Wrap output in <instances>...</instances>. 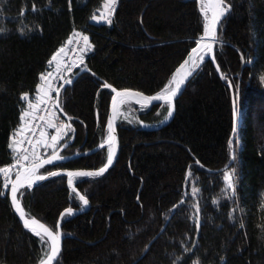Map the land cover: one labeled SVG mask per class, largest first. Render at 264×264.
<instances>
[{
  "label": "trees",
  "instance_id": "obj_1",
  "mask_svg": "<svg viewBox=\"0 0 264 264\" xmlns=\"http://www.w3.org/2000/svg\"><path fill=\"white\" fill-rule=\"evenodd\" d=\"M102 2L0 0V168L15 158L9 143L26 107L21 95L34 98L49 60L76 34L87 35L91 47L58 97L69 119L56 145L69 143L61 157L91 151L107 137L111 92L104 83L158 94L203 34L196 0H116L110 24H91ZM224 3L229 11L214 46L221 76L206 60L160 129L168 105L129 103L134 119L117 123L113 166L74 180L87 210L62 175L18 192L25 215L52 231L63 211L80 212L62 218L55 264H264V0ZM230 82L240 115L233 139ZM50 154L42 147L39 156ZM106 157L102 149L38 174L98 170ZM43 245L14 215L0 177V264H38Z\"/></svg>",
  "mask_w": 264,
  "mask_h": 264
},
{
  "label": "snow or ice",
  "instance_id": "obj_2",
  "mask_svg": "<svg viewBox=\"0 0 264 264\" xmlns=\"http://www.w3.org/2000/svg\"><path fill=\"white\" fill-rule=\"evenodd\" d=\"M211 3H213V5H214V7L211 9V19L208 20L207 16H206L207 22L203 26V36L199 40L195 41L196 47L192 48V50H191L192 53H196L198 51V49L202 52V55L199 56L200 61H203L204 57L206 55H209L213 52V42L215 41L214 30H215L216 25L220 22L221 17H223L225 15V12L227 10L225 7H222V5H224V0H211ZM115 5H116V0H108V3L106 5V7L108 8V11L106 14L102 13V16H105V19L107 20V23H109V24L111 23L110 17L112 14V7H110V6H115ZM35 10H36L35 5H33V11L35 12ZM93 19L96 20L97 18L93 17ZM81 39H82V44H83L82 51L84 52V54H86V50L91 47V45L89 44V37L87 35H83L81 37ZM205 39L212 41V42H207V43L201 44V41L205 40ZM63 52H64V48L61 47L59 49V51L51 57V59L49 60V65H52L53 62H55L57 67H59L60 62L57 58ZM189 60H191V57H189ZM189 60H185L184 64H181L180 68L177 69L178 73L184 69L185 64H188ZM80 62L81 63L84 62L83 55L80 57ZM217 70H219V69H217ZM192 71H195L194 67L190 68L186 73H184V75H181L178 80L174 76L173 80H175V84H176L175 88H169L168 86H165L164 91H162L160 94L153 95V96H144L143 94H141L139 92H130V91L118 92L115 88H112V86L110 84H108V83L103 84L104 88H110L111 91L113 93H115V96H113V98H112V116H110L108 121H107L108 137H107L106 163L103 166H101L98 170L67 171L66 173H64L68 177L67 184H68L69 188H71V190L76 193L79 201L82 202V204L84 206H87L89 201L84 195H81L75 187H73V177H81V178L101 177L113 165V163H114L113 143L116 140V136L114 135L115 129L113 126V121H114L116 114H117V98H119V102L121 104L125 103L130 98H135L137 103H140L141 101H143L144 103H150L153 101H163V102L168 103L170 105L169 111L167 113L168 117H170L172 115V111L174 110L173 99L177 96V93H178V90L180 89V86L185 82L186 76L190 75ZM48 75L50 76L51 73H48ZM40 80L41 81L45 80L44 74H42L40 76ZM66 83L70 84V83H72V80L69 79L66 81ZM229 86L231 88L236 89V86L231 84V82H230ZM42 87H43V89H45V91H43V94L38 96L37 98L43 100V99L48 98V93L51 92L53 89H52L51 82L48 84H44ZM236 90L238 91V89H236ZM41 91H42L41 86H38L37 92L40 93ZM21 100L27 102L29 100V96L27 94H22ZM33 108H35V105L29 104L28 110H25L21 113V116H20L21 126L10 137L9 148L14 153L17 152L16 146L19 143H21V141L17 140V136L25 129V127H29V125L27 124V121H26V117H29L30 110ZM237 116H238V111L235 107V99H234L233 132L236 131ZM166 119H167V117H166ZM47 125L49 128L57 129L56 135L51 136L50 143L48 141H43V140L40 141V143L43 144L45 149H48V148L52 149L51 157L46 158V159H41L40 156L33 153L30 166H28V167H25L24 164L20 163V161H22V160H28L29 159L27 154H21L15 158L17 161V164L14 166L17 167L18 169H22V171L17 170L15 172V177H16L15 180L11 181V203H12L15 211L17 213H19L20 219H21V221H23L25 228H28L29 222H28V220H26L24 218L23 210L21 209V206L18 203V191L21 188H24L25 186H27L30 189V188H32V186L34 184H36L39 181H44L46 179H49L50 177H57V176H60L62 174L60 171H48L46 174H38L39 169L42 168L45 164H53V162L55 160L65 159L62 157H58L56 155V145L63 138V136L66 135V133L61 131L65 127V125L62 122L59 124H53L52 120H48ZM30 127L34 128L35 125H31ZM40 135H41V137H43L45 134L43 132H41ZM231 144H232V141H229L230 146H231ZM104 147H105V144L102 143L100 145V148H104ZM234 158L235 157L233 156V159ZM0 173L4 174L5 180L7 181L9 179L10 168L9 167L0 168ZM224 181L227 185V188L232 189L233 194H234V191H235L234 185L231 182V177L227 171L224 173ZM5 188H7V183H5ZM21 195H23V194L21 193ZM181 203H183V201H181ZM66 212L68 213V215H72L73 209L70 207V208L66 209ZM62 217H63V214H62ZM32 223L36 224L37 221L32 220ZM41 228L43 229V234H41V232H39V231H36L35 229H32V231H33L34 235H36L37 237L40 238L42 244H44L45 246H50V254L47 256V264H52V261L54 260V258L57 255L59 241H60L61 237L58 236L57 234H54L52 231H50L48 228L44 227L43 225H41ZM198 228H199V224L197 223V229ZM45 237L47 239H45ZM41 264H45V262L41 261Z\"/></svg>",
  "mask_w": 264,
  "mask_h": 264
},
{
  "label": "water",
  "instance_id": "obj_3",
  "mask_svg": "<svg viewBox=\"0 0 264 264\" xmlns=\"http://www.w3.org/2000/svg\"><path fill=\"white\" fill-rule=\"evenodd\" d=\"M196 2H197V4H198V6L200 7L201 0H196ZM222 7H225L227 10H226V12H225V15H224L223 17H221L220 22L225 18L227 12L229 11V8H228V6H227L225 3H224V5H222ZM200 12H201V11H200ZM220 22L216 25L215 30H214L215 41L213 42V52H212L211 54H209V55H206V56L204 57V60H203V61H200V60H199V61L193 66L194 61H195V57H196L198 54H202V52L198 49V51H197L196 53H192V51H191L192 49H191L181 64H184L185 60H189V57H191V60H189V63H188V64H185L184 69H183L181 72H179V73L177 72V69L180 68L181 64H180V65L178 66V68L176 69V71H175V73H174V76L177 78V80L180 78L181 75H184V73H186L190 68H193V67H194V68H195V71H192L190 75H187V76H186V78H185V82L180 86V89L178 90L177 96L173 99V105H175V101H176V100L179 98V96L182 94V92L184 91V89H185L187 83L189 82V80L191 79V77L196 73V71L200 68V66H201L206 60H209V61L211 62V64L214 66V68H215V70H216L218 76H219V77L221 76L219 70H217L218 67H217L216 62H215V59H214V46H215V44L217 43V33H218V28H219V24H220ZM202 36H203V34L201 35V37H202ZM201 37H200V38H201ZM200 38H199V39H200ZM199 39H198V40H199ZM207 42H212V41H209V40L205 39V40H202V41H201V44H203V43H207ZM194 47H196V44H195ZM194 47H193V48H194ZM79 66H80V65L78 64V65H77V68H78ZM83 72H85V70H84V69H81V70L79 71V73L76 75V77L79 76V75H80L81 73H83ZM71 84H72V83H70V84H69V83H66V82L63 83V84L61 85V87L59 88V90L57 91V93H56V99H55V109H56V111H57V112L63 117V119L65 120V122H66L67 124L69 123V119H68V118L63 114V112L61 111V109H60V107H59V105H58V97H59V94H60L61 90L64 89V88H66L67 86H70ZM175 86H176V84H175L172 88H175ZM228 88H229L230 95H231V107H232V115H233V106H234V99H235V96H234V93H233V89H232L229 85H228ZM106 89L110 90V92H111V98H110V102H109V109H108V116H107V121H108L109 117L112 116V98H113V96H115V93H113V92L111 91L110 88H106ZM117 91H118V92H124V91L136 92V91H131V90H117ZM141 94H142V93H141ZM158 94H160V93H158ZM143 95H144V94H143ZM155 95H157V94H155ZM144 96H147V95H144ZM152 96H153V95H152ZM127 101H128V102H131V103H133V104H136V105H141V106H143V107H151V106H153V105L166 104V105H168L169 108H170V105H169L168 103L163 102V101H153V102H150V103H144L143 101H141L140 103H137L135 98H130V99H128ZM118 102H119V98H117V104H118ZM120 104H121V103H120ZM235 107H236V109H237V106H236V100H235ZM117 108H118V107H117ZM173 113H174V110L172 111V115H171L170 117L167 116V119H165L160 125H158V126H157L156 128H154V129H160L161 127L167 125V124L171 121V119H172V117H173ZM116 115H117V114H116ZM107 121H106V130H107V137H108ZM233 124H234V121H233ZM113 126H114V129H115L114 135L116 136V140H115L114 143H113V148H114V162H115L116 157H117V152H118V136H117V121H116V117H115V119H114V121H113ZM238 127H239V124H238V116H237V120H236V131L233 132V130H232L231 139H233V137L236 136ZM107 137H106L105 140L102 142L103 144H105V147H104V148H100V145L102 144V143H100L96 148H94V149L91 150V151L84 152V153H80V154H76V155H73V156H70V157H62V158H65V159H63V160H59V159H58V160H55V161L53 162V164H45L42 168L47 167V166H51V165H56V164H59V163H64V162H67L68 160H71V159L76 158V157H79V156H87V155L93 154L94 152H96V151H98V150L107 149ZM73 138H74V136L72 137V139H73ZM72 139H71V140H72ZM68 144H69V143H66L65 145H63L62 147H60L59 149L56 150V155H57L58 157H61V156H60L61 151H63V150L68 146ZM51 155H52V154H51ZM51 155H49V156H47V157H45V158H43V159L50 158ZM233 156H234L233 153H231L229 164H228L224 169H222L221 171H224L226 168H228V167L231 165V163L233 162ZM113 164H114V163H113ZM29 166H30V165H29ZM112 166H113V165H112ZM112 166H111V167H112ZM25 167H28V166H25ZM111 167H110V168H111ZM42 168H40V169H42ZM110 168H109V169H110ZM40 169H39V170H40ZM109 169H108V170H109ZM19 170L22 171V169H19ZM78 171H80V170H78ZM83 171H90V170H83ZM221 171H220V172H221ZM60 172L62 173V174H61L62 176H65V177H66V184H67L68 177L64 174V173H66L67 171H60ZM15 178H16V177H15V174H14V176H13V178H12L11 181L15 180ZM50 178H53V177H50ZM50 178H49V179H50ZM73 178H81V177H73ZM46 180H48V179H46ZM46 180L37 182L36 184H34V185L32 186V188L38 186L39 184L45 182ZM73 187H74V183H73ZM24 188H28V187L25 186ZM21 189H23V188H21ZM21 189H20V190H21ZM67 189H68V192H69V193H72V192H73V191L71 190V188H69L68 184H67ZM20 190H19V191H20ZM19 191H18V192H19ZM73 193L76 195L75 192H73ZM8 199H9V202H10V205H11V208H12V210H13L14 215H15V216L17 217V219L19 220V222H20L21 226L23 227V229H25L26 231H28V232L31 233V234H33L32 229H35L36 231H39V232H41V234H43V229L41 228V225H43L44 227H46V226H45L43 223H41V222H39V221H37V220H36L37 223H36V224H33V223H32V220H35V219L27 217V216L25 215L24 211H23V213H24V218H25L26 220H28V222H29V226H28V228H25V227H24L23 221H21L19 213H17V212L15 211V209H14L12 203H11V182H10L9 187H8ZM18 203L20 204L19 201H18ZM81 203H82V202H81ZM20 206H21V204H20ZM82 206H83V211H85V210H87V209L89 208V204H88L87 206H84V205L82 204ZM21 209H22V206H21ZM22 210H23V209H22ZM77 213H80V212H75V211H73V215H74V214H77ZM62 214H63V217H64V215H67L68 213H67L66 210H65V211H63V212L60 214V216H59V218H58V220H57V224H56V231H52L51 229H49L48 227H46V228H48L50 231H52L54 234H57L58 236L61 237V239H60V241H59L58 252H57L56 257H55L54 260L52 261V264H55V262L57 261V259L59 258V255H60V253H61L62 240H63V237H62V234H61V221H62V218H63V217H62ZM33 235H34V234H33ZM45 239H47V238L45 237ZM49 254H50V246H48V254H47V256H48ZM47 256H46L44 259L41 260V261H44L45 264H47ZM41 261H40L38 264H41Z\"/></svg>",
  "mask_w": 264,
  "mask_h": 264
},
{
  "label": "built area",
  "instance_id": "obj_4",
  "mask_svg": "<svg viewBox=\"0 0 264 264\" xmlns=\"http://www.w3.org/2000/svg\"><path fill=\"white\" fill-rule=\"evenodd\" d=\"M81 37V34H77L67 42V53L63 65L51 78L53 90L50 92L48 99L35 107L33 118L30 121L29 131L21 142L20 155L32 151L34 144L41 136L40 133L42 132L46 121L54 114L56 92L61 83L69 79L68 73L74 69L75 63L82 52L83 44ZM61 122L62 121L59 120L56 123L59 124ZM31 125H35V127L32 128L30 127Z\"/></svg>",
  "mask_w": 264,
  "mask_h": 264
},
{
  "label": "rangeland",
  "instance_id": "obj_5",
  "mask_svg": "<svg viewBox=\"0 0 264 264\" xmlns=\"http://www.w3.org/2000/svg\"><path fill=\"white\" fill-rule=\"evenodd\" d=\"M107 3H108V0H103L101 6L97 9V11L95 12V14L92 15L91 18H90L89 22H90L91 24H96V25H98V24H105V25H108V24H109V23H107V20L105 19V16H102V13H103V14H106L107 11H108V8L106 7ZM110 7H112V12H113V8H114V6H110ZM200 7H201L200 11H201V10H204V0H201ZM201 14H202V13H201ZM111 16H112V14H111ZM202 16H203V18H204V24H205V23L207 22V20H206V16H207V19H208V20H209V17H208L207 14H202ZM93 17H96L97 19L94 20ZM110 19H111V17H110ZM87 50H88V49H87ZM87 50H86V51H87ZM82 52H83V51H82ZM70 73H71V71L68 73V77H70V75H69ZM174 81H175V80L172 79L171 83L168 85L169 88H172V87H173ZM164 89H165V88H164ZM162 91H164V90H162ZM162 91H161V92H162ZM161 92H160V93H161ZM129 103H130V104H133V103L128 102V101H126V102L123 103V104H119V106H118V108H117V115H116V121H117V123L122 122V121H124V122H132V121H133L134 118H133V116H132L131 110L127 108V105H128ZM135 105H136V104H135ZM137 106H139V107H143V106H141V105H137ZM56 119H57V120H56ZM49 120H52L53 124H57L56 122H58V121L60 120V118L54 113L53 116H52V115L50 116V119H49ZM239 123H240V115H239V113H238V124H239ZM145 127H147V126H145ZM61 131H63V132L65 133V131H66L65 127H64ZM43 133H44L45 135H44L43 137H41V138L39 139V141H38V144H39L40 146H39L38 148H35L36 151H35V149H34V151L37 153V154H36V153H35V154L38 155V156L40 155L41 148H42V147L44 148L43 144L40 143V141L43 140V141H48V142L50 143V141H51V136H52V135H56V133H57V129L49 128L48 131H44ZM236 146H239V143H237V141H236ZM34 147H35V145H34ZM50 149H51V148H50ZM51 150H52V149H51ZM34 151H30L29 153L27 152V153H24V154H27V155H29V154H31V153L33 154ZM38 152H39V154H38ZM106 152H107V149H106ZM18 155H20V153H17V154L15 155V158H16ZM15 158H14V160H13V164H12L13 167L8 166V167L10 168L9 177L12 175L13 171L17 168V167L14 166V165L17 164V161H16ZM31 160H32V157H30L28 160H22V161H20V163L25 164L26 162L31 161ZM2 168H3V167H2ZM0 177H2L4 183H7V185L9 186V180H10V179H8V180L6 181V180H5V177H4V174H2V173H0ZM74 180H75V178H73V181H74ZM225 185H226V183H225ZM226 187H227V185H226ZM47 254H48V246L43 245V258H42V259H44V258L47 256Z\"/></svg>",
  "mask_w": 264,
  "mask_h": 264
},
{
  "label": "crops",
  "instance_id": "obj_6",
  "mask_svg": "<svg viewBox=\"0 0 264 264\" xmlns=\"http://www.w3.org/2000/svg\"><path fill=\"white\" fill-rule=\"evenodd\" d=\"M63 48H64V52L63 53H61L60 54V56H58V60H59V62H60V64H59V67H57V65H56V63L55 62H53V64L52 65H49V71L48 72H46L44 75H45V80L44 81H39V84H38V86H41V88H42V91L40 92V93H38L37 92V89H36V93H35V95H34V98H32V99H30V100H28L27 101V103H26V107H25V110H28V105L29 104H33V105H37V104H39L40 102H42V101H44L45 99H38L37 97L38 96H40V95H42L43 94V91H45V89H43V85L44 84H48V83H50V80H51V77H52V75L58 70V69H60L61 68V66H62V63H63V60H64V58H65V56H66V47H65V45H63L62 46ZM59 51V50H58ZM57 51V52H58ZM56 52V53H57ZM48 73H51V75L49 76L48 75ZM38 86H37V88H38ZM48 95H49V93H48ZM24 110V111H25ZM33 110H34V108L33 109H31L30 110V115H29V117H26V121H27V124L29 125V122H30V120H31V118H32V115H33ZM20 126H21V124H20ZM20 126H19V128H20ZM18 128V129H19ZM17 129V130H18ZM28 129H29V127H25V129L17 136V140H19V141H22V139H23V137H24V135H25V133L28 131ZM49 130V127H48V125H47V127L44 129V131H48ZM16 132V131H15ZM20 144L21 143H19L16 147H17V152L19 151V149H20ZM40 145L39 144H37L36 145V147L35 148H38ZM35 151H36V149H35ZM34 151V153H36ZM17 152H13L14 153V155H16L17 154ZM37 154V153H36ZM38 154H39V152H38ZM32 153L31 154H29L28 155V157L30 158V157H32ZM10 167H13V166H10ZM14 174V171H13V173H12V175ZM12 175L9 177V179H11V177H12ZM10 181V180H9Z\"/></svg>",
  "mask_w": 264,
  "mask_h": 264
},
{
  "label": "bare ground",
  "instance_id": "obj_7",
  "mask_svg": "<svg viewBox=\"0 0 264 264\" xmlns=\"http://www.w3.org/2000/svg\"><path fill=\"white\" fill-rule=\"evenodd\" d=\"M214 7L213 3H211V0H204V10H201V13L202 14H207L208 17H209V20L211 19V9ZM202 55V54H198L196 57H195V61H194V64L193 66L199 61V56ZM177 79V78H176ZM175 85V81H174V84L173 86ZM120 102H118L117 104V107L119 106Z\"/></svg>",
  "mask_w": 264,
  "mask_h": 264
}]
</instances>
